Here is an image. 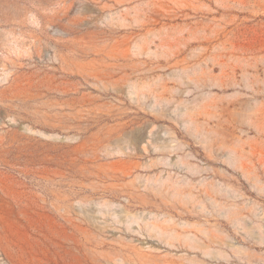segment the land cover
<instances>
[{
    "label": "rangeland",
    "instance_id": "1",
    "mask_svg": "<svg viewBox=\"0 0 264 264\" xmlns=\"http://www.w3.org/2000/svg\"><path fill=\"white\" fill-rule=\"evenodd\" d=\"M0 264H264V0H0Z\"/></svg>",
    "mask_w": 264,
    "mask_h": 264
}]
</instances>
